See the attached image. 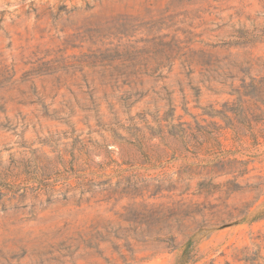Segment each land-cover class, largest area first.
<instances>
[{
    "label": "rangeland",
    "instance_id": "1",
    "mask_svg": "<svg viewBox=\"0 0 264 264\" xmlns=\"http://www.w3.org/2000/svg\"><path fill=\"white\" fill-rule=\"evenodd\" d=\"M263 27L264 0H0V264H264V123L229 86Z\"/></svg>",
    "mask_w": 264,
    "mask_h": 264
},
{
    "label": "trees",
    "instance_id": "2",
    "mask_svg": "<svg viewBox=\"0 0 264 264\" xmlns=\"http://www.w3.org/2000/svg\"><path fill=\"white\" fill-rule=\"evenodd\" d=\"M264 39V27L258 36ZM261 68L252 73V63L242 70V77L238 83H230V94L237 95V102L241 107L240 114L244 119L254 117L256 122L264 123V60H260ZM247 122H249L247 120Z\"/></svg>",
    "mask_w": 264,
    "mask_h": 264
}]
</instances>
